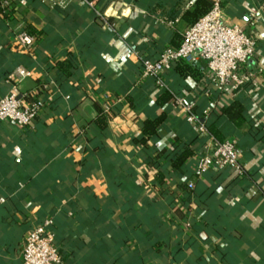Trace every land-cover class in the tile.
I'll use <instances>...</instances> for the list:
<instances>
[{"label": "crops", "instance_id": "0c3cea01", "mask_svg": "<svg viewBox=\"0 0 264 264\" xmlns=\"http://www.w3.org/2000/svg\"><path fill=\"white\" fill-rule=\"evenodd\" d=\"M10 2L9 18L0 15V97L14 89L45 105L30 126L0 120V264H22L26 233L45 218L67 264H264V0L222 5L224 18L256 39L244 84L212 88L208 116L238 141L241 174H197L204 140L179 107L156 103L169 90L195 101L201 116L209 98L200 80L173 65L162 73L166 88L141 77L143 58L179 44L195 0ZM19 28L37 36L30 52L15 47ZM195 62L204 76L205 61ZM19 65L30 71L22 80ZM232 102L245 107L240 125L219 113ZM95 105L112 112L103 129ZM162 114L158 135L134 143L143 121ZM180 144L194 148L183 171L168 157ZM189 181L199 203L187 197Z\"/></svg>", "mask_w": 264, "mask_h": 264}, {"label": "built area", "instance_id": "2783aa9c", "mask_svg": "<svg viewBox=\"0 0 264 264\" xmlns=\"http://www.w3.org/2000/svg\"><path fill=\"white\" fill-rule=\"evenodd\" d=\"M51 8H65L71 3L82 2L94 8L95 0H41ZM223 0H213L211 10L184 30L176 47H165L156 58L141 60V77L152 80L158 87L166 88L162 73L173 62L183 60L195 62L201 58L206 63L205 75L200 79L202 95L209 98V103L202 115L194 111L193 102H186L182 97H175L172 104L184 113L185 121L196 128L204 140V152L196 161V172L202 174L218 170H235L242 173L238 161L239 144L234 138L219 141L206 129L201 117L208 116L215 108L214 91L224 94L231 87H240L246 80L245 68L256 54V39L241 25L229 23L223 16ZM12 11L10 0H0V15L9 18ZM100 14V13H99ZM36 34L19 28L14 36L16 49L21 53L30 52L36 43ZM15 74L22 80L30 71L19 65ZM45 102L35 98L26 103L12 89L0 97V120H9L20 126H30L37 118ZM108 110V106L105 107ZM192 181L187 188L192 189ZM2 202L3 199L0 198ZM185 230L191 229L188 220L183 222ZM22 264H67L55 241L53 219L45 218L33 226L24 239L21 251Z\"/></svg>", "mask_w": 264, "mask_h": 264}, {"label": "trees", "instance_id": "16d2710c", "mask_svg": "<svg viewBox=\"0 0 264 264\" xmlns=\"http://www.w3.org/2000/svg\"><path fill=\"white\" fill-rule=\"evenodd\" d=\"M213 1L212 0H195L193 4V8L191 10H185L182 18L185 21L187 27L194 24L200 17L207 14L212 8ZM182 5V2L179 4ZM179 7V6H178ZM178 46V45H176ZM173 68L175 73L181 78L192 79L194 81H199L204 74V64L203 63H188L183 60L173 62ZM174 95L169 90H164V92L158 97L156 103L160 107H165L169 105L174 99ZM207 104L205 105L206 108ZM96 110L98 112V116L94 120V123L99 128L103 129L107 126V120L112 116V112L109 110H104L103 108L95 105ZM244 105L241 102H232L227 105L222 106L220 110V115L222 117L228 118L235 125H240L244 120ZM209 116V115H208ZM208 116L201 117V121H203L208 132L217 140L223 141L225 140V133L218 126L216 120H211ZM165 115H160L158 117L146 118L143 121L142 126V136L139 139H134V143L136 144H146L147 139L151 137L157 136V129L162 124ZM194 151L193 147L187 146V144H180L176 146L172 153L169 154V160L172 163V167L177 171H183V165L186 161L192 156ZM221 171V170H220ZM194 184V183H193ZM188 199H192L194 203L200 202V196L196 192L195 187L192 189H188L187 191ZM152 201L156 206V209L159 207V203L157 199L154 198ZM187 201V200H186ZM185 201V203H186ZM160 238V237H159Z\"/></svg>", "mask_w": 264, "mask_h": 264}]
</instances>
